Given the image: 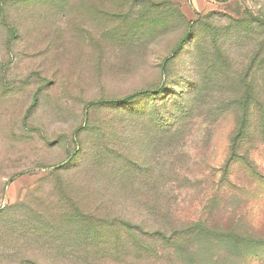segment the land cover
Returning a JSON list of instances; mask_svg holds the SVG:
<instances>
[{"label": "rangeland", "instance_id": "374dc122", "mask_svg": "<svg viewBox=\"0 0 264 264\" xmlns=\"http://www.w3.org/2000/svg\"><path fill=\"white\" fill-rule=\"evenodd\" d=\"M0 264H264V0H0Z\"/></svg>", "mask_w": 264, "mask_h": 264}, {"label": "trees", "instance_id": "16d2710c", "mask_svg": "<svg viewBox=\"0 0 264 264\" xmlns=\"http://www.w3.org/2000/svg\"><path fill=\"white\" fill-rule=\"evenodd\" d=\"M179 49H181V44H179L178 46H176V48L173 50L172 52V56H174V54H176ZM169 58H171L170 56H168L166 58V61L169 60ZM153 91L150 89H145V90H137L135 92L129 93L126 96H123L121 98H115V99H102L100 101H98L97 103L100 104H110V105H115V104H125L135 98H137L138 96H142V95H146V94H150ZM96 104V103H95ZM34 105V103L31 105V107ZM30 107V108H31Z\"/></svg>", "mask_w": 264, "mask_h": 264}]
</instances>
